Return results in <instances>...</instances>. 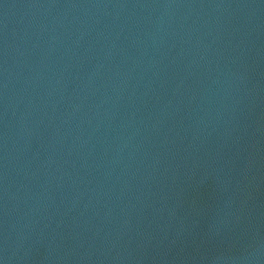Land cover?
Masks as SVG:
<instances>
[{"label":"water","instance_id":"1","mask_svg":"<svg viewBox=\"0 0 264 264\" xmlns=\"http://www.w3.org/2000/svg\"><path fill=\"white\" fill-rule=\"evenodd\" d=\"M0 264H264V0H0Z\"/></svg>","mask_w":264,"mask_h":264}]
</instances>
